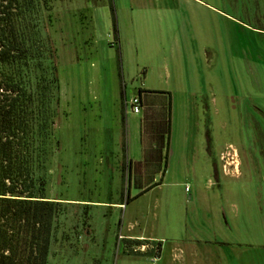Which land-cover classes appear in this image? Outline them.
I'll list each match as a JSON object with an SVG mask.
<instances>
[{"label":"rangeland","instance_id":"1","mask_svg":"<svg viewBox=\"0 0 264 264\" xmlns=\"http://www.w3.org/2000/svg\"><path fill=\"white\" fill-rule=\"evenodd\" d=\"M48 6L38 13L49 16L59 103L56 145L44 165V196L58 202L46 264H112L121 253L149 249L119 237L129 225L130 233L184 240L192 232L214 242L234 238L260 249L245 257L264 264V0H49ZM140 87L167 91L175 108H188L181 124L187 156L171 157L161 182L166 108L143 107L139 146L140 115L124 103ZM152 101L165 104L166 97ZM198 138L209 163L198 157ZM152 183L158 184L133 198ZM204 206L214 217L201 212Z\"/></svg>","mask_w":264,"mask_h":264},{"label":"trees","instance_id":"2","mask_svg":"<svg viewBox=\"0 0 264 264\" xmlns=\"http://www.w3.org/2000/svg\"><path fill=\"white\" fill-rule=\"evenodd\" d=\"M48 4L49 0H0V264H46L58 205L44 196V165L56 145L59 103L46 34L49 16L38 13L49 11ZM112 27L115 34L113 20ZM204 139L209 156L207 128ZM127 165L129 169V160ZM129 199L126 191L124 200ZM145 244L152 247L150 251L132 254L157 255L159 242Z\"/></svg>","mask_w":264,"mask_h":264},{"label":"crops","instance_id":"3","mask_svg":"<svg viewBox=\"0 0 264 264\" xmlns=\"http://www.w3.org/2000/svg\"><path fill=\"white\" fill-rule=\"evenodd\" d=\"M139 96L141 99V109L138 113L140 117L137 119V129H138V141L139 146H141V141L144 140L141 138L142 133V123L144 120V114L143 111H149V109L152 107V109H155V112L159 111V109L166 108V140H165V146L163 147V160H162V170L160 172V182L162 181L163 176L169 169L171 168V157L175 156L179 159H183L187 156V150H188V137L187 134H185L187 127H183L181 124H184L187 121L188 118V108L186 105L180 106V109L175 108V106L172 104L171 101V95L169 92L164 90H151V89H145L140 87L138 89ZM138 93V91H137ZM145 95H148V101L145 102ZM152 96L156 97H166V103H156L152 101ZM161 99V98H160ZM169 100V106L168 101ZM143 107L145 109L143 110ZM147 107V108H146ZM149 108V109H148ZM143 110V111H142ZM154 114H147L148 119L152 120ZM176 115V125L171 129V119H174V116ZM156 123V121H154ZM132 124H134V121H132ZM153 126V125H152ZM153 129V127L151 128ZM198 146L196 145V150L198 149V157L204 159V163L208 161V159L204 157V149L202 147V141L197 139ZM125 148V146H124ZM126 151V149H125ZM141 151V148H140ZM174 152V153H173ZM173 153V154H172ZM135 155H132V158H130V155H128V160L130 162V165L132 163H136V161L133 160ZM209 163V161H208ZM130 165H129V176H130ZM183 166V164H182ZM184 169V167H183ZM131 180V176H130ZM131 185V181H130ZM129 185V187H130ZM140 190V188H137ZM141 191H139L138 194L134 195L135 197L140 194ZM202 213L208 214L210 217H214L213 212L207 208V206L203 207ZM206 217V215H203ZM225 218V222L227 224H233L235 223V220H233V217H225V214H223ZM206 218L199 219L200 223L205 222ZM236 224L238 225V219L236 221ZM202 225H200L201 227ZM130 225L129 228L127 227L126 233L119 234V237L121 239L126 240H141V243L145 244V242L150 241H156L160 243L159 250L157 252V255H132V254H125L121 253L119 256H116V259L113 261L112 264H253L255 260L253 258L246 259V252L252 251V256L255 254H260V249L258 250H251L249 248H246L243 243L232 239H221L220 241L214 242L211 241L207 237H202L197 235V233L192 232L189 235V238L182 239V238H173L171 235H154L152 233H144V232H138V233H130ZM223 231V230H222ZM224 232V231H223ZM225 233V232H224ZM168 238V239H167ZM225 247V248H222ZM152 247L149 245V249L144 250L143 245L138 250H132L137 252H144V251H150ZM222 251H225L223 253Z\"/></svg>","mask_w":264,"mask_h":264},{"label":"built area","instance_id":"4","mask_svg":"<svg viewBox=\"0 0 264 264\" xmlns=\"http://www.w3.org/2000/svg\"><path fill=\"white\" fill-rule=\"evenodd\" d=\"M126 106H129L131 113H133V114L138 113L140 111V109H141V99H140L139 94L133 95L129 99L128 102H125L124 103V108ZM185 190H187V189L185 188Z\"/></svg>","mask_w":264,"mask_h":264}]
</instances>
